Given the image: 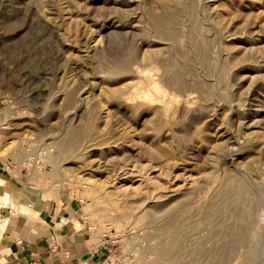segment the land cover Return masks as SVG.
I'll return each instance as SVG.
<instances>
[{
    "label": "rangeland",
    "instance_id": "rangeland-1",
    "mask_svg": "<svg viewBox=\"0 0 264 264\" xmlns=\"http://www.w3.org/2000/svg\"><path fill=\"white\" fill-rule=\"evenodd\" d=\"M9 145L12 201L69 196L117 263L264 264V0H0Z\"/></svg>",
    "mask_w": 264,
    "mask_h": 264
},
{
    "label": "crops",
    "instance_id": "crops-1",
    "mask_svg": "<svg viewBox=\"0 0 264 264\" xmlns=\"http://www.w3.org/2000/svg\"><path fill=\"white\" fill-rule=\"evenodd\" d=\"M8 164L0 160L2 170ZM33 205L41 209L40 219L21 222L2 238L0 264L112 263L109 241L90 230L72 198L43 196Z\"/></svg>",
    "mask_w": 264,
    "mask_h": 264
},
{
    "label": "bare ground",
    "instance_id": "bare-ground-1",
    "mask_svg": "<svg viewBox=\"0 0 264 264\" xmlns=\"http://www.w3.org/2000/svg\"><path fill=\"white\" fill-rule=\"evenodd\" d=\"M152 23L162 33L171 34L174 31L173 22L171 21L169 17L154 16L152 19ZM142 73L144 74L147 81L150 82L151 80L150 73L146 70L142 71ZM153 88L159 92V89H157L155 86ZM112 93L114 94L115 91L114 92L112 91ZM139 94L141 98L149 102H153L156 100L163 101L164 99V97L162 98L164 94L160 96V94L157 93V96L154 97L150 94L149 90H146V89L140 90ZM9 149H10V145L2 147L0 149V156L8 154ZM83 180H84L85 186H90L89 192H90V195H92L94 198V196L98 193L96 186H91V183L89 182V180L85 178ZM7 188H8L7 181L4 178H0V210L2 208H10L14 212L12 217H5V216L3 217L0 213V241L2 240V238L8 235L13 230V228H15L17 224H19V222H24L25 220H28V218L32 220H39L40 214H41V211H40L41 209L39 207L35 208V205H32L33 208L30 205H28L29 207L28 206L19 207L16 203L12 201L11 192ZM19 208L23 209L25 214L21 213L19 211ZM14 217L16 219H13ZM176 237H174L175 239H173L172 244L169 247H173L174 245H176L177 243ZM162 252L166 254L167 253L166 248L163 249Z\"/></svg>",
    "mask_w": 264,
    "mask_h": 264
},
{
    "label": "built area",
    "instance_id": "built-area-1",
    "mask_svg": "<svg viewBox=\"0 0 264 264\" xmlns=\"http://www.w3.org/2000/svg\"><path fill=\"white\" fill-rule=\"evenodd\" d=\"M43 149H44V148H42L40 151H43ZM42 156H43V155L40 154V157H39V159L37 160V163L40 162V161H42ZM28 162H30V160H27V161H26V163H28ZM26 163H25V164H26ZM28 164H29V163H28ZM14 165H15V164H14V161H11L10 166H11V167H14ZM23 169H25V170L28 172V168H27V167H23ZM110 260H111V262H112V263L110 262L111 264H122V263H117V261L114 260L113 257L111 258V252H110Z\"/></svg>",
    "mask_w": 264,
    "mask_h": 264
}]
</instances>
